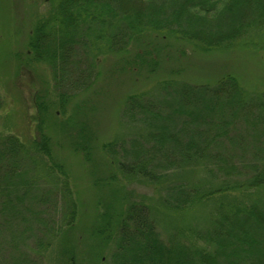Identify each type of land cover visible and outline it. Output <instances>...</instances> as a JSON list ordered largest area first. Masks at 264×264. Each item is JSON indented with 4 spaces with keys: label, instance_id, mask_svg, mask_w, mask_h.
<instances>
[{
    "label": "trees",
    "instance_id": "1",
    "mask_svg": "<svg viewBox=\"0 0 264 264\" xmlns=\"http://www.w3.org/2000/svg\"><path fill=\"white\" fill-rule=\"evenodd\" d=\"M46 2L48 14L39 18L32 28L27 56L30 61L46 62L53 68L58 63L66 65L74 55L75 45H84V36L90 38L91 33L93 36L89 40L96 44V49L109 52L113 51L117 41L125 45L121 51L129 52L126 44L147 36L153 38L152 41L158 37L173 38L177 43L186 42L200 52L219 47L226 50L235 45L248 46L254 52L264 48V0ZM107 27L118 28V35L122 36L119 39L112 35L105 38ZM146 41L143 43L148 47ZM151 52L152 49L138 52L136 58L128 62L130 67L155 73L158 61L154 55L151 60L146 57ZM178 91L182 103L174 106L170 103L171 109L165 112L155 110L159 104L163 108L167 106L165 98L164 103L145 100V93L127 98L128 113L142 114L147 131L145 140L155 153L142 158L146 149L139 144L131 151L133 159L129 161L131 158L125 157L117 166L123 174L139 176L152 185L166 180L172 168L175 171L188 169L187 175L202 168L215 183L211 186L205 183L186 185L183 181L170 183L165 187L161 204L167 214H179L212 203L215 215H208L212 218L209 221L211 226L206 230L192 231L191 241L183 240V231L164 241L148 207L132 200L124 214L120 211L116 217L108 207L105 215L95 216L90 230L102 235L104 243L113 241L116 250L112 259L116 264H264V149L256 144L251 162H247V157H237L229 148L238 144L235 124L241 117L247 123L257 125L255 132L264 136V91L249 99L250 92L231 73L214 83L186 82ZM33 100L38 113L34 117L38 120L37 134L30 126L25 140L15 134L0 136V177L5 174L3 179L0 178V188L8 183L15 188L19 184L28 191L32 190L33 171H36L38 162L33 153L52 157L51 137L43 124L48 104L41 93L35 94ZM250 103L260 112L246 117L243 111ZM58 108H63V103ZM248 111L250 113V108ZM117 144L112 141L102 148L117 157ZM93 149L91 144L76 148L77 152L82 151L86 161L92 160ZM128 153V150L123 152L124 155ZM112 160L107 162L108 166H112ZM46 168L43 170L50 173L49 167ZM60 171L67 175L65 170ZM108 172L110 184L116 177L110 168L105 174ZM111 190L124 198L120 191L116 192L113 187ZM234 192L240 196H230ZM73 204L72 201L68 219L70 228L77 215ZM66 253L72 254L70 264H80L72 251ZM96 257L95 254L92 258Z\"/></svg>",
    "mask_w": 264,
    "mask_h": 264
},
{
    "label": "rangeland",
    "instance_id": "2",
    "mask_svg": "<svg viewBox=\"0 0 264 264\" xmlns=\"http://www.w3.org/2000/svg\"><path fill=\"white\" fill-rule=\"evenodd\" d=\"M48 8L46 0H0V136L15 134L25 140L30 126L36 133L38 120L34 117L38 113L33 99L41 93L48 104L43 124L51 137L52 153L51 158L33 153L38 162L33 171L32 190L8 183L0 188V264H70L72 254L67 251H72L80 264H116L112 259L116 250L113 241L105 244L103 236L90 228L94 217L105 215L108 207L117 217L120 211L124 214L132 200L148 207L164 241L182 231L183 240H190L192 231L208 229L211 216L215 215L212 203L179 214H167L161 204L165 187L170 183L183 181L186 185L208 186L215 183L202 168L189 175L185 174L188 169L172 168L167 179L157 185L119 170L118 161L125 157L131 161V151L136 146L146 149L142 158L155 153L145 140L147 131L142 114L128 113L127 98L141 93L146 94L147 101L164 103L165 98L167 106L159 104L155 109L165 112L170 103L172 106L182 103L177 96L181 85L214 83L227 73L240 80L250 92L249 99L258 97L264 91V48L254 52L248 46L235 45L226 50L219 47L200 52L173 38L158 37L152 41L147 36L126 44L129 52L120 50L125 47L120 41L109 52L96 49V44L90 42L91 33L90 38L84 36V45H75L74 55L66 65L58 63L53 68L46 62L30 61L27 56L30 32L37 20L48 14ZM107 28L105 38L122 36L118 35V28ZM258 32L259 29L255 34ZM145 40L148 47L144 46ZM151 49L146 57L151 60L154 55L158 61L155 73L130 67L128 62L138 52ZM61 103L63 108H58ZM257 109L250 103L243 114L256 116L260 112ZM247 122L243 117L237 120L238 144L229 148L237 157H247L246 161L251 162L255 145L264 149V136L255 132L257 125ZM112 141L118 143L115 158L102 148ZM86 144L94 146L90 161H86L81 150H76ZM125 150L129 155L123 154ZM111 160L114 162L108 166ZM46 167L50 173L43 170ZM109 168L116 177L110 184V173L105 174ZM111 187L124 198L114 194ZM230 196L240 195L234 192ZM72 201L77 215L70 228ZM95 254L97 257L93 259Z\"/></svg>",
    "mask_w": 264,
    "mask_h": 264
}]
</instances>
